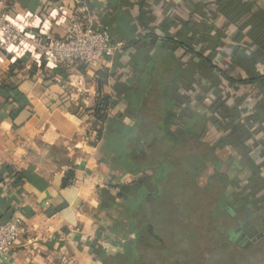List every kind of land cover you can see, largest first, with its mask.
Returning a JSON list of instances; mask_svg holds the SVG:
<instances>
[{"label": "crops", "instance_id": "1", "mask_svg": "<svg viewBox=\"0 0 264 264\" xmlns=\"http://www.w3.org/2000/svg\"><path fill=\"white\" fill-rule=\"evenodd\" d=\"M152 2V12L144 13ZM224 3L235 11L233 17L220 10ZM6 4L13 20L57 37L64 36L63 21L75 10V0ZM90 9L96 27L129 42L124 52L104 59L99 67L59 69L29 51H6L0 45V222L18 218L22 228L0 264H104L105 255H121L111 232L113 215L104 202L113 174H119L122 165L96 139L100 124L85 110L106 95L114 101L110 116L127 113L136 99L133 92L139 93L149 80L153 60L156 79L166 67L179 74L191 63L198 82L199 67L207 60L209 66L201 68L202 75L209 76L206 84L219 81L229 107H235V96L244 97L247 111L260 114V121L248 130L252 154L243 158L230 147L220 150L226 151L225 158H243L240 162L249 167L259 160L264 163V29L254 24L264 20V0H90ZM164 35L189 48L171 50ZM3 83L15 90H6ZM204 94L203 105H210L214 96ZM191 103L195 121L205 106L195 98ZM247 113L242 112V119ZM125 116L124 123H130L131 115ZM219 135L209 124L206 139L213 143ZM68 172L74 176L65 182Z\"/></svg>", "mask_w": 264, "mask_h": 264}, {"label": "trees", "instance_id": "2", "mask_svg": "<svg viewBox=\"0 0 264 264\" xmlns=\"http://www.w3.org/2000/svg\"><path fill=\"white\" fill-rule=\"evenodd\" d=\"M152 4L147 3L143 12L150 14ZM224 4L220 10L233 17L235 11ZM211 15L216 17L217 13ZM254 22L255 29H264V20ZM162 37L170 49L189 48L188 43L173 36ZM156 63L152 61L149 80L141 91L133 92L136 99L125 113L131 115L130 123H124V112L109 115L114 101L106 95L85 110L100 124L96 139L104 142L113 161L122 165V171L113 174L115 182L109 183L104 206L113 215L114 246L118 245L123 254L108 257L101 252L104 264H229L223 257L228 254L237 264H264V163L259 160L249 167L240 162L254 151L246 141L260 114L252 108L247 111L244 97L235 96V107H229L224 85L219 81L206 84L209 76L202 75L201 69L209 66L205 59L198 71L200 82L192 74L195 65L191 63H185L180 76L176 69L166 67L164 75L156 79ZM210 79L215 81L211 74ZM3 85L8 91L15 90L10 83ZM191 91L196 92L194 96ZM204 93L214 96L210 105H203ZM193 98L205 106L195 121ZM244 111L248 113L242 119ZM209 124L220 133L213 143L206 139ZM223 146L243 158H225L226 151L220 150ZM209 170L212 173L203 186L199 180ZM73 176L68 172L65 182ZM164 213L166 218L178 219L180 227L170 224L164 228L166 234L160 231L159 220ZM195 229L201 231V238L212 242L207 259H192L193 253L204 254L187 244Z\"/></svg>", "mask_w": 264, "mask_h": 264}, {"label": "built area", "instance_id": "3", "mask_svg": "<svg viewBox=\"0 0 264 264\" xmlns=\"http://www.w3.org/2000/svg\"><path fill=\"white\" fill-rule=\"evenodd\" d=\"M63 22H66L63 37L46 30L35 31L27 23L13 20L8 14L6 0H0L1 48L29 51L49 66L72 70L79 66L99 67L104 59L121 54L129 45L125 39L113 38L107 29L94 25L90 0H75V10ZM21 229L18 218L0 222V260L17 242Z\"/></svg>", "mask_w": 264, "mask_h": 264}, {"label": "rangeland", "instance_id": "4", "mask_svg": "<svg viewBox=\"0 0 264 264\" xmlns=\"http://www.w3.org/2000/svg\"><path fill=\"white\" fill-rule=\"evenodd\" d=\"M211 173H212V171H210V170L208 172H205V174L203 175V177L201 178V180H199L200 184H202L204 186L205 183L208 182L207 181L208 180L207 179L208 174L210 175ZM166 213H164L163 216H161V219L159 220V228L161 229L160 231L164 232L165 231L164 228L169 227L170 224H175L176 226L180 227V225H181L180 221L178 219H176L175 217H173V218H166ZM232 226H234V225H232ZM164 234H166V231L164 232ZM201 236H202L201 231L195 229L194 233L192 234V240L189 243H187L188 246H190L191 248H192V246H194L198 250H201L202 249V254L204 253L201 256L198 253L197 254L193 253L192 254V259L203 260L205 258L206 259L208 258L207 252L209 253V251L211 250V246H212L211 243L212 242H210V240L209 241H206V238L205 237H202L201 238ZM203 241H205V243H203V246H201V244H202ZM223 257L225 259L227 258V261H228L229 264H237L236 261L234 260V258L233 257H230L229 254L227 256L223 255Z\"/></svg>", "mask_w": 264, "mask_h": 264}]
</instances>
